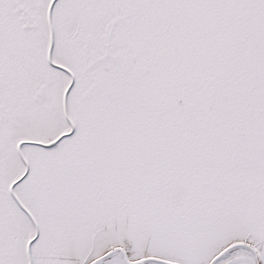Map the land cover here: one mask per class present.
<instances>
[{
  "label": "snow or ice",
  "instance_id": "6c2138e0",
  "mask_svg": "<svg viewBox=\"0 0 264 264\" xmlns=\"http://www.w3.org/2000/svg\"><path fill=\"white\" fill-rule=\"evenodd\" d=\"M0 264H264V0H0Z\"/></svg>",
  "mask_w": 264,
  "mask_h": 264
}]
</instances>
